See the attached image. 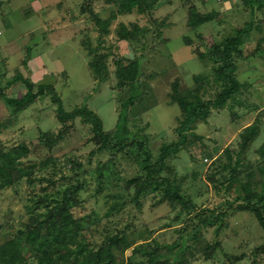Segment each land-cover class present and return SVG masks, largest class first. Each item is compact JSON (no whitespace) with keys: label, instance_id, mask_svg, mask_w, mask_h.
Returning <instances> with one entry per match:
<instances>
[{"label":"rangeland","instance_id":"obj_1","mask_svg":"<svg viewBox=\"0 0 264 264\" xmlns=\"http://www.w3.org/2000/svg\"><path fill=\"white\" fill-rule=\"evenodd\" d=\"M193 5L202 13L218 12V16L192 28L189 12ZM29 7H33L31 14H27ZM94 13L103 19L113 13L117 16L106 38L107 51L112 55L108 76L101 84L90 66L89 47L97 45L99 36ZM151 16L168 25L161 26L162 36L155 29L149 38L150 48L143 49L142 40L135 44L120 40L115 30L120 22L132 21L153 27L151 17L120 13L119 6L107 0H0V85L18 72L35 82L54 74L67 110L87 104L103 117L108 131H116L118 138L143 140L156 161L166 145L181 141L177 128L184 113L172 100L173 83L179 80L186 94L203 81L191 96V100L202 103L221 90L219 63L201 60L195 51L212 54L216 41L223 42L254 20L250 36H244L242 54L235 55L236 76L246 86L225 109H213L208 119L200 118L185 132L187 142L172 147L164 171L181 182L183 195L200 208L222 210V205H237L242 201L237 199L241 183L253 181L261 189L264 180L258 168L264 167V7L253 15L251 5L244 0H160ZM30 48L31 73L22 66ZM142 54L143 94L131 107L125 127L118 129V109L121 100L129 97V88L118 87L115 60L127 62L125 59ZM6 92L19 97L26 87L17 82ZM56 107L51 97L45 96L15 115L0 97V150L25 142L31 153L24 165L35 167L32 180L25 179L0 192V244L17 235L33 216L44 215L46 205H54L80 179V205L74 211L94 243H102L106 235L130 225L128 234L138 244L151 240L173 244L185 237L188 264H264V229L252 212L233 209L217 232L216 227L196 225L195 212L192 216L183 212L177 219L181 205L159 202L158 192L144 193L141 205H137L132 199L136 188L128 182L142 175L140 161L144 156L136 148L91 156L95 147L90 141L92 126L78 120L74 127L64 130L56 117ZM251 116L259 135L237 158L244 131L240 127ZM60 131L64 133L60 140L47 141V133L58 135ZM232 172L239 176L238 181L224 187L222 182L233 177ZM251 172L254 176L250 180ZM24 253L28 260H35V253L26 244ZM144 258L130 248L121 256V264H134Z\"/></svg>","mask_w":264,"mask_h":264},{"label":"trees","instance_id":"obj_2","mask_svg":"<svg viewBox=\"0 0 264 264\" xmlns=\"http://www.w3.org/2000/svg\"><path fill=\"white\" fill-rule=\"evenodd\" d=\"M107 1L117 4L120 13L132 14L136 12L151 17L150 23L153 27L142 26L134 21L120 22L115 30L120 40H127L131 44L142 40L143 49H149V38L154 30L157 29V35L162 36L161 26L168 25L164 20L159 21L151 16V12L160 0ZM244 1L246 4L251 5L253 15H255L257 9L264 7L262 0ZM94 15L99 36L97 45L89 47V53L92 55L90 66L98 83L101 84L108 76V59L112 55L110 50L107 51L110 48L106 44V38L112 33V24L117 16L113 13L110 18L103 19L98 14L94 13ZM217 16L218 12L202 13L197 6L193 5L189 12V25L192 28H199L216 19ZM253 24L254 20L247 22L244 27L236 30L235 35L227 37L223 42L216 41L212 47V54L195 51L201 60L213 59L219 63L217 79L222 83L221 90L202 103L194 99L191 100V96L198 87L201 88L204 84L203 81L198 82L196 87L186 91V94L181 91L179 80L173 83L172 100L179 104L184 113L181 124L177 128L181 135V141L175 145H166L156 161L153 160V155L143 140L137 137L131 139L129 136L118 138L116 131H108L105 128L103 117L87 104L67 110L63 98L55 86L54 79L56 76L54 74L44 81L35 82L30 76L18 72L15 76L9 78L5 85H0V97L12 108V112L18 115L40 98L50 96L52 102L57 106L55 109L56 117L64 130L65 128L74 127L78 120L83 124L92 126L90 141L95 147L90 153L91 156L107 150L120 153L136 148L138 154L144 156L140 161L142 175L130 180L128 185L136 188L132 199L137 205H141L140 198L144 193L158 192L161 195L159 202L181 205L177 219L180 218L183 212L191 216L195 212L198 220H196V225L206 228L216 227V231L219 232L222 225H224L227 214L233 209H238L252 212L264 229V180L261 182V189H257L253 181L241 183L238 186L239 195L237 199L242 198V201L238 202L237 205L235 203H228L227 206L222 205L223 209L218 210L206 207L200 208L193 199L186 198L183 195L181 182H176L170 176L164 174L167 168L166 159L172 147L181 146V144L187 142L185 132L190 130L200 118L208 119L213 109H225L229 102L236 98L240 89L246 86L236 76L235 55L242 54L244 36L246 34L250 36ZM30 53L31 48L29 49V55L23 60L22 66L31 73ZM142 57L143 54L132 59H125L127 62L122 59L115 60L118 87L129 88V97L121 100L118 109V129L125 127L129 120L131 107L142 97L141 87L144 84L143 76L145 75ZM50 78L53 80H50ZM17 82L25 85L26 92L19 97L9 96L6 90ZM63 131H60L58 135L47 133V141L57 142L64 136ZM258 135L259 127L255 123L244 128L241 133L240 151L237 158H241V155L248 151L251 143ZM262 152L264 153L263 149ZM30 153L31 147L25 142L10 149L0 150V192L25 179L32 180L34 165H24V159L28 158ZM258 168L264 177V167L258 166ZM233 172V177L222 182L224 187L228 188L232 182L238 181L239 176ZM253 176V172L249 173L250 180ZM81 188L82 182L78 179L76 183L70 185L62 193L59 199H56L54 205H46L48 210L44 215L33 216L26 226L18 231L17 235L1 243L0 264H121L124 263L121 256H125L130 248H133L134 254H141L145 257L137 260L134 264H188L185 257L188 249L185 245V237L178 239L173 244L162 245L157 241V243H154L153 240L138 244L129 236L128 232L131 226L127 225L126 228L121 229L116 234L106 235L102 243L92 242L87 237L88 233H86L84 221L74 211V207L80 205L78 194ZM45 197L48 198V196ZM116 207L117 205L112 209ZM24 244L30 246L35 253L34 261L28 260L26 257ZM164 247L167 248L166 252L162 251ZM242 258L238 257L237 259Z\"/></svg>","mask_w":264,"mask_h":264},{"label":"crops","instance_id":"obj_3","mask_svg":"<svg viewBox=\"0 0 264 264\" xmlns=\"http://www.w3.org/2000/svg\"><path fill=\"white\" fill-rule=\"evenodd\" d=\"M31 12H34V11H33V7H32V8L29 7V11H27V14H31ZM33 59H34V58H33ZM254 114H257V112H255ZM253 118H254V117L251 116V117L249 118V120L246 121V122H245L240 128H246L247 126L253 124V123H254ZM250 120H252V121L250 122ZM240 128H239V129H240Z\"/></svg>","mask_w":264,"mask_h":264},{"label":"built area","instance_id":"obj_4","mask_svg":"<svg viewBox=\"0 0 264 264\" xmlns=\"http://www.w3.org/2000/svg\"><path fill=\"white\" fill-rule=\"evenodd\" d=\"M206 160H208V159H206Z\"/></svg>","mask_w":264,"mask_h":264}]
</instances>
